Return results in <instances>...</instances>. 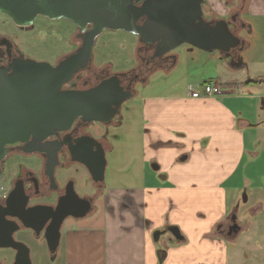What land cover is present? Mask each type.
Returning a JSON list of instances; mask_svg holds the SVG:
<instances>
[{"label": "crops", "instance_id": "crops-1", "mask_svg": "<svg viewBox=\"0 0 264 264\" xmlns=\"http://www.w3.org/2000/svg\"><path fill=\"white\" fill-rule=\"evenodd\" d=\"M247 13L264 34V0H250ZM257 77L225 84L208 77L183 94L144 95L141 124L116 131L111 154L134 142L92 223L67 221L57 258L39 264H264V78ZM209 83L222 93L206 95ZM131 114L132 106L124 122ZM232 222L239 227L230 233Z\"/></svg>", "mask_w": 264, "mask_h": 264}, {"label": "water", "instance_id": "water-1", "mask_svg": "<svg viewBox=\"0 0 264 264\" xmlns=\"http://www.w3.org/2000/svg\"><path fill=\"white\" fill-rule=\"evenodd\" d=\"M203 1L144 0L137 5L134 0H0V13L10 16L19 26H31L41 15L68 19L81 29L88 25L93 27L79 52L57 65L24 54L9 67L0 64V162L10 144L26 142L31 137L36 143L68 129L78 117L109 121L119 112V107L133 97L132 91L120 84L118 74L91 89H62V85L91 60L95 39L105 30H124L137 35L140 42H156L159 54L187 43L209 53L226 51L229 57L230 49L240 38L224 20L214 25L207 22L203 17ZM242 64L243 61L238 66ZM35 146L41 149L38 144ZM74 154L94 179L105 180L107 158L103 147L98 151L77 149ZM86 210L87 206L73 214L82 217ZM60 224L54 226L51 233H45L52 251L60 244ZM25 227L40 228L29 221L25 222ZM233 227L239 226L235 223ZM16 228L15 225L7 227L5 236L0 238L3 241L0 248L15 252L9 264H32L27 244L13 237ZM169 230L182 238L178 227Z\"/></svg>", "mask_w": 264, "mask_h": 264}, {"label": "flooded vegetation", "instance_id": "flooded-vegetation-1", "mask_svg": "<svg viewBox=\"0 0 264 264\" xmlns=\"http://www.w3.org/2000/svg\"><path fill=\"white\" fill-rule=\"evenodd\" d=\"M143 1L134 0L137 5L142 4ZM249 5L250 0H204L202 4L203 17L207 22L214 25L217 21L224 20L231 32L240 38V42L230 49L229 57H226L228 52L216 50L220 58L227 59L234 65H241L244 51L249 45L245 35L251 30V24L245 18ZM64 20L73 25L69 36L73 45L68 51L58 54L53 61L48 60L54 65L78 53L86 40V34L93 29L92 25L81 29L72 21L65 18ZM19 27L28 29L31 26ZM100 35L95 39L94 48ZM187 45L195 48L190 44ZM94 48L91 60L62 85L63 90L91 89L103 80L118 74L120 84L125 89L131 90L134 98L156 72L169 73L180 61L178 52L180 46L159 54L158 43L139 41L137 54H141L143 59L148 57L146 65L149 66L147 68L142 66L137 70V61L129 70L116 71L111 61L99 64L96 62ZM22 54L10 36L0 33L1 65L9 67ZM128 100L119 107V112L109 121L84 120L78 117L68 129L60 130L41 141L35 143L31 137L26 142L8 145L6 154L0 162V238L5 236L7 227L17 226L13 231V237L27 244L32 264H35L36 257L46 255L49 259L57 258L67 221L82 220L99 210L106 192V182L94 179L86 165L74 153L77 149L87 148L98 151L101 146L105 149L107 158V154L114 150V142L119 137L116 131L124 123V105ZM35 144L41 149H35ZM86 206L84 216H74L73 213L82 211ZM26 221L40 228L28 229L25 227ZM59 222H61L60 244L56 251H52L45 233H51ZM234 224L232 222L229 226L230 233L238 229L233 227ZM14 254L12 249L0 248V264L11 263ZM39 262L36 259V263Z\"/></svg>", "mask_w": 264, "mask_h": 264}, {"label": "rangeland", "instance_id": "rangeland-1", "mask_svg": "<svg viewBox=\"0 0 264 264\" xmlns=\"http://www.w3.org/2000/svg\"><path fill=\"white\" fill-rule=\"evenodd\" d=\"M245 18L251 23V30L245 34L249 45L244 51L245 58L242 66L236 68L235 65L225 62L224 59L218 60L219 53L217 51L209 53L198 48H192L187 44L181 45L178 50L180 53L179 64L169 73L156 72L150 79L151 83L149 84H152V88L143 87L142 90L144 91L139 97L131 98L125 103V112L132 106L133 114H131L132 118L125 121V124L119 129L120 133H126L127 131L131 133L135 121L141 124V120L138 119L141 98L149 94V91L183 94L185 90L200 87V84L208 77H214L224 84L230 80L246 81L255 76H259L257 78L260 79L264 78L263 29L260 28L257 17L254 18L247 14ZM72 29L73 25L66 23L64 18L51 20L41 15L35 18L30 28L21 29L10 16L0 13V33L10 36L24 55L39 61H53L58 54L68 51L73 45L69 40ZM138 44L139 38L133 33L124 30H105L100 35L94 48L95 60L98 64L111 61L116 71L129 70L136 65L137 61V70L142 66L147 68L149 65L146 64L149 58L145 57L143 59L141 54H137ZM231 65L235 68H231ZM243 70L245 72H242ZM232 76L234 79H230L233 78ZM238 91L243 92L244 88L241 87ZM133 142V138H129L127 144L129 148H132L131 144ZM128 147L119 148L118 146L113 154H111L112 152L107 154L105 182L108 186L114 185L117 172L115 169L116 163H119V158L124 157ZM240 194V202L244 205L245 193L241 190ZM92 221V217H88L79 222L80 226H87ZM46 258L47 262L52 261L51 258ZM36 259L38 260V257L35 258V264H37Z\"/></svg>", "mask_w": 264, "mask_h": 264}, {"label": "built area", "instance_id": "built-area-1", "mask_svg": "<svg viewBox=\"0 0 264 264\" xmlns=\"http://www.w3.org/2000/svg\"><path fill=\"white\" fill-rule=\"evenodd\" d=\"M204 92L208 96H215L222 93L220 86L213 83L206 84L204 86Z\"/></svg>", "mask_w": 264, "mask_h": 264}, {"label": "trees", "instance_id": "trees-1", "mask_svg": "<svg viewBox=\"0 0 264 264\" xmlns=\"http://www.w3.org/2000/svg\"><path fill=\"white\" fill-rule=\"evenodd\" d=\"M147 84H148V82H147ZM147 84H146V85H147Z\"/></svg>", "mask_w": 264, "mask_h": 264}]
</instances>
